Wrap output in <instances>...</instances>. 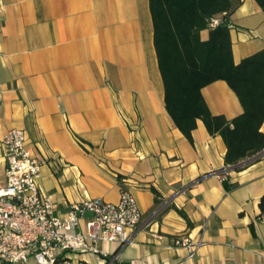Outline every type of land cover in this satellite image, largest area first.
I'll return each instance as SVG.
<instances>
[{
    "label": "crops",
    "instance_id": "1",
    "mask_svg": "<svg viewBox=\"0 0 264 264\" xmlns=\"http://www.w3.org/2000/svg\"><path fill=\"white\" fill-rule=\"evenodd\" d=\"M229 20L235 65L264 50V9L255 0H231ZM201 96L213 116L242 114L224 81ZM13 129L25 132L34 154L59 160L39 178L59 214L88 199L114 204L121 187L144 216L160 207L131 244L99 243L107 257L68 254L59 264H264V157L229 172L226 191L215 175L225 170L222 139L201 121L192 143L175 127L148 0H0V141ZM182 235L203 242L192 257L172 247Z\"/></svg>",
    "mask_w": 264,
    "mask_h": 264
},
{
    "label": "trees",
    "instance_id": "2",
    "mask_svg": "<svg viewBox=\"0 0 264 264\" xmlns=\"http://www.w3.org/2000/svg\"><path fill=\"white\" fill-rule=\"evenodd\" d=\"M148 1L166 113L189 143L197 121L210 136L222 139L225 170L215 175L244 170L264 152V134L260 131L264 124V50L237 65L233 63L227 26L231 0ZM255 1L264 9V0ZM220 15L223 24L210 29L209 21ZM206 29L210 30L209 37L202 41L200 32ZM215 81H224L235 94L241 115L230 121L211 115L201 89ZM222 183L226 191L233 188L227 180ZM258 208L264 216V196ZM177 212L185 217L182 211Z\"/></svg>",
    "mask_w": 264,
    "mask_h": 264
},
{
    "label": "built area",
    "instance_id": "3",
    "mask_svg": "<svg viewBox=\"0 0 264 264\" xmlns=\"http://www.w3.org/2000/svg\"><path fill=\"white\" fill-rule=\"evenodd\" d=\"M222 16L212 18L208 27L222 25ZM227 26L230 28L231 23ZM0 147L4 162V181L0 183V263L59 264L68 254L105 258L106 253L98 250L97 244L119 248L129 245L138 231L149 227L159 216L160 207L144 216L125 187L120 188L114 204L88 199L71 204L59 214L39 188L41 168H59V160L34 154L22 130H9ZM262 157L264 152L255 159ZM216 176L223 182L227 175ZM171 242L173 248L186 249L189 257L203 245L201 239L193 241L185 235L174 236Z\"/></svg>",
    "mask_w": 264,
    "mask_h": 264
}]
</instances>
